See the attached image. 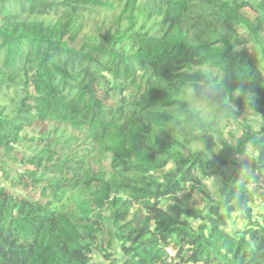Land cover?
<instances>
[{"label":"trees","instance_id":"obj_1","mask_svg":"<svg viewBox=\"0 0 264 264\" xmlns=\"http://www.w3.org/2000/svg\"><path fill=\"white\" fill-rule=\"evenodd\" d=\"M262 20L264 0H0V264H167L168 247L264 264V71L247 49ZM220 61L228 90L237 72L255 94L234 117L262 123L222 122L204 159L165 115Z\"/></svg>","mask_w":264,"mask_h":264},{"label":"clouds","instance_id":"obj_2","mask_svg":"<svg viewBox=\"0 0 264 264\" xmlns=\"http://www.w3.org/2000/svg\"><path fill=\"white\" fill-rule=\"evenodd\" d=\"M261 22L264 23V20ZM254 44L264 47V32H258L250 36L247 47L253 50L252 45ZM226 71V65L220 61L218 70L195 75L188 78L186 83H181L180 89L174 94L176 99L170 101L171 104L167 107V114L165 115L168 117L167 121L169 122V127L166 131L179 133L189 139L198 140L204 159L216 152V147L208 151L201 137L205 134L212 135L213 130L219 132L222 122L238 121L243 125L244 132L251 131L253 137H256L262 123L261 119L259 121L254 120V116L257 115L251 109H248L246 115L240 119L234 117L233 113L237 109L232 101L236 98H242L246 106L251 105L255 102V94L244 83V78L247 75H238L237 72L236 75L240 80V86L235 90H228L222 84ZM248 79L250 78L248 77ZM249 121H252V123L250 124ZM216 142L218 143L217 140ZM227 142L233 144L232 142ZM247 155L249 158L255 159L259 155V151L250 143ZM243 190L251 192L253 187L249 185ZM262 199L264 198L257 195L253 201ZM224 231L228 236L232 235L230 229L225 228ZM248 246L250 250L254 251L255 243L251 240V237L248 238ZM174 251V258H176L177 251L175 249Z\"/></svg>","mask_w":264,"mask_h":264},{"label":"rangeland","instance_id":"obj_3","mask_svg":"<svg viewBox=\"0 0 264 264\" xmlns=\"http://www.w3.org/2000/svg\"><path fill=\"white\" fill-rule=\"evenodd\" d=\"M252 49H250L249 47H247L248 49V52L250 54V56L254 57V60L256 61V63L259 64V66L263 69L264 71V62L262 60V53H261V49L257 46V45H252ZM254 120L256 121H259L260 120V117L259 116H255L254 117ZM236 134L238 135L239 133L236 132ZM17 151H18V157L20 158L21 155L23 154V152H26V149L23 147V146H17ZM7 167L11 170H13V172L10 174L11 176L15 177V170L16 172L20 171V167L18 165H15V164H12V163H9L7 165ZM22 171V170H21ZM2 175V182L3 184H5L12 192H15V193H22V191L16 189L15 187L12 186L11 182L9 180H6L3 176V174L1 173ZM207 185H209V182H206ZM30 193L33 194V191L30 189L29 190ZM36 197H38V194H35ZM194 202L197 204V205H200L202 203V200L200 199V196L199 195H195V198H194ZM245 223H243L242 221H238V226L239 227H243ZM105 247V245H104ZM105 261V258H104V255L102 253V251L100 249H98L96 252H95V255H94V262L96 263H100V262H103Z\"/></svg>","mask_w":264,"mask_h":264},{"label":"built area","instance_id":"obj_4","mask_svg":"<svg viewBox=\"0 0 264 264\" xmlns=\"http://www.w3.org/2000/svg\"><path fill=\"white\" fill-rule=\"evenodd\" d=\"M259 185H260V187H264V181L260 180ZM167 253L169 255L167 260H166L167 264H205V263H193V262H189V261H186L183 259H176V258H174L175 251L171 247L167 248Z\"/></svg>","mask_w":264,"mask_h":264}]
</instances>
